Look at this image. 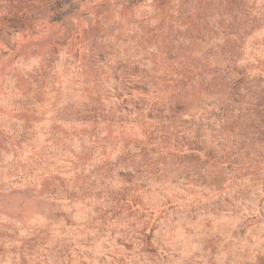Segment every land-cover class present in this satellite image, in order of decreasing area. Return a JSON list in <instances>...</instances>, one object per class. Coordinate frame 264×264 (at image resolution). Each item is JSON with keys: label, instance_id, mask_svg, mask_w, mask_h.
Returning <instances> with one entry per match:
<instances>
[{"label": "rangeland", "instance_id": "1", "mask_svg": "<svg viewBox=\"0 0 264 264\" xmlns=\"http://www.w3.org/2000/svg\"><path fill=\"white\" fill-rule=\"evenodd\" d=\"M0 264H264V0H0Z\"/></svg>", "mask_w": 264, "mask_h": 264}]
</instances>
